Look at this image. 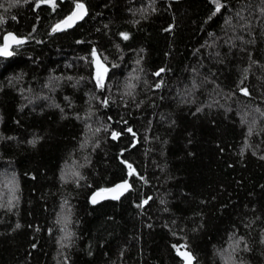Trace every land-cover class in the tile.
Segmentation results:
<instances>
[{"label": "trees", "instance_id": "obj_1", "mask_svg": "<svg viewBox=\"0 0 264 264\" xmlns=\"http://www.w3.org/2000/svg\"><path fill=\"white\" fill-rule=\"evenodd\" d=\"M9 31L0 264H264V0H0Z\"/></svg>", "mask_w": 264, "mask_h": 264}, {"label": "water", "instance_id": "obj_2", "mask_svg": "<svg viewBox=\"0 0 264 264\" xmlns=\"http://www.w3.org/2000/svg\"><path fill=\"white\" fill-rule=\"evenodd\" d=\"M88 9L85 3L77 2L73 10L60 22H58L53 30H61L63 28H72L78 22L83 20L87 15ZM23 39L13 31L7 32L3 37V42L0 44V57H9L12 47L22 43ZM130 187V180L126 178L120 180L105 189L94 190L90 195L92 203H100L105 200L115 199L123 196ZM188 259H186L187 261Z\"/></svg>", "mask_w": 264, "mask_h": 264}, {"label": "rangeland", "instance_id": "obj_3", "mask_svg": "<svg viewBox=\"0 0 264 264\" xmlns=\"http://www.w3.org/2000/svg\"><path fill=\"white\" fill-rule=\"evenodd\" d=\"M95 64H96V69H97V75L99 79L101 80L104 78L106 74V67L98 57L95 58Z\"/></svg>", "mask_w": 264, "mask_h": 264}]
</instances>
